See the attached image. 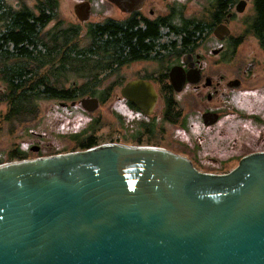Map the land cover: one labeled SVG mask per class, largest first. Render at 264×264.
<instances>
[{
    "label": "water",
    "instance_id": "water-1",
    "mask_svg": "<svg viewBox=\"0 0 264 264\" xmlns=\"http://www.w3.org/2000/svg\"><path fill=\"white\" fill-rule=\"evenodd\" d=\"M107 1L123 11L144 3ZM74 12L88 21L90 3ZM0 264H264V153L227 174L120 144L1 163Z\"/></svg>",
    "mask_w": 264,
    "mask_h": 264
},
{
    "label": "flooded vegetation",
    "instance_id": "flooded-vegetation-1",
    "mask_svg": "<svg viewBox=\"0 0 264 264\" xmlns=\"http://www.w3.org/2000/svg\"><path fill=\"white\" fill-rule=\"evenodd\" d=\"M240 1L232 7L231 0H144L130 11L107 1L113 14L101 23L91 21L88 1L90 18L79 26L82 40L89 43L90 30L108 21L115 29L109 68L92 70L98 81L81 97L97 98L100 107H81L95 115L109 105L113 136L101 137V127L90 126L85 144L156 147L212 174L230 173L243 157L264 153V51L252 31L255 12L242 18ZM250 38L259 47L246 52ZM31 150L11 161L44 156L42 146Z\"/></svg>",
    "mask_w": 264,
    "mask_h": 264
},
{
    "label": "trees",
    "instance_id": "trees-1",
    "mask_svg": "<svg viewBox=\"0 0 264 264\" xmlns=\"http://www.w3.org/2000/svg\"><path fill=\"white\" fill-rule=\"evenodd\" d=\"M231 1L233 7L236 0ZM252 1V31L264 51V0ZM58 6V0H23L16 5L0 0L1 101L8 107L4 118L10 126L37 119L42 100L74 101L85 96L89 83L98 81L92 70L109 68L115 29L111 22L91 29L89 43L82 44L79 28L46 29L58 18ZM67 83L70 86L66 88ZM79 138L84 142L79 150L99 145L91 141L85 144L86 136ZM17 154L22 155L14 153V159Z\"/></svg>",
    "mask_w": 264,
    "mask_h": 264
},
{
    "label": "rangeland",
    "instance_id": "rangeland-1",
    "mask_svg": "<svg viewBox=\"0 0 264 264\" xmlns=\"http://www.w3.org/2000/svg\"><path fill=\"white\" fill-rule=\"evenodd\" d=\"M18 1L23 0H9L13 5H16ZM83 1L91 2L93 7L91 21L95 23H101L104 21V18L113 14V9L107 1L58 0V18L52 21L46 29L54 27L64 30L75 27L78 29L81 22L75 15L74 6ZM29 4L33 5V2L29 1ZM245 10L244 15L241 16L242 18L249 13L253 15L254 5L252 0H248ZM79 41L82 44L87 43L82 40V37L79 38ZM244 47L246 52H251L256 50L259 44L255 38H250ZM64 86L69 87L70 83ZM3 88V85L0 83V163L11 161L16 152L22 154L32 152L31 148L34 145L43 147L44 151L42 154L44 156L78 151V140L81 139L79 137L83 136L82 134L90 126H97L98 128L100 126L102 130L98 135H103L101 137H109L110 140L111 136H113L112 129L110 128L112 119L109 105L103 109H99L95 115H90L81 107L79 101L74 106H71L72 101L60 99L40 101V113L37 119L29 123L10 126L4 118L8 107L5 102L1 101V91ZM59 102L67 103L69 106L62 107ZM101 115H103V119H101ZM39 135L43 137H38Z\"/></svg>",
    "mask_w": 264,
    "mask_h": 264
}]
</instances>
